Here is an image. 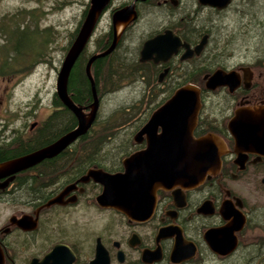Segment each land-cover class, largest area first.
I'll use <instances>...</instances> for the list:
<instances>
[{"label":"flooded vegetation","instance_id":"1","mask_svg":"<svg viewBox=\"0 0 264 264\" xmlns=\"http://www.w3.org/2000/svg\"><path fill=\"white\" fill-rule=\"evenodd\" d=\"M224 2L108 0L80 51L86 54L84 71L88 57L105 49L113 38L112 12L132 3L134 15L107 54L123 56L131 64L132 77L125 84L139 83L143 97L164 101L186 82L198 86L200 107L192 134L210 131L221 139L225 152L218 168L196 183L158 187L152 210L140 218H128L96 201L102 189L99 182L80 178L89 168L122 170V157L144 147L145 139L131 137L134 146L110 170L86 164V146L92 140L80 134L49 157L13 173H1L0 264H233L230 259L235 254H246L251 244L246 228L262 227L264 221V149L249 142L236 148L228 121L238 108L246 111L264 104V0ZM87 7L85 2L82 18ZM103 17L106 23L99 26ZM98 29L95 47L88 50ZM165 30L176 44L174 49L167 53L152 48L140 60L143 42ZM200 40L201 47L194 51ZM216 69L228 73L225 83L208 89L204 76ZM55 109L61 108L52 106L26 129L1 123L3 152L19 141H31L33 146L7 158L1 155L0 162L45 146L75 126L76 117L69 109L67 118L43 124ZM232 237L235 245L228 249ZM58 244L66 249L46 254Z\"/></svg>","mask_w":264,"mask_h":264},{"label":"water","instance_id":"2","mask_svg":"<svg viewBox=\"0 0 264 264\" xmlns=\"http://www.w3.org/2000/svg\"><path fill=\"white\" fill-rule=\"evenodd\" d=\"M224 1L202 0L217 5H223ZM107 2L108 0H88L86 12L56 72L54 93L76 117L75 126L45 146L0 162V175L24 169L43 157L55 154L91 126L99 101L90 73V64L95 58L106 55L113 48L121 28L134 15L132 3L112 12L113 38L110 44L105 49L92 53L84 65V72L89 80L91 101L83 106L76 104L67 92L66 83L71 66L88 40L96 19ZM118 24L121 26L116 30ZM170 38L172 37L169 31L165 30L144 41L139 59H145L148 50L152 48L169 53L176 45L173 39L169 40ZM202 42L203 40H200L194 46V51L201 47ZM185 55L184 52L183 56ZM227 75L228 73L221 69H216L204 76V86L212 89L224 84ZM199 107V88L191 82L177 87L169 97L156 106L132 136L135 141L144 138L145 146L122 157V170L108 172L98 167L89 168L80 178L91 177L102 185L100 193L96 195V201L100 205L117 209L128 218L137 219L152 210L158 187H168L173 183L189 185L200 181L205 173L215 171L225 147L213 132L207 131L198 136L192 134ZM228 126L236 148L249 142L259 149H264V104L246 111L236 109L228 121ZM230 242L228 249L234 247V237ZM60 248L66 249L64 245L58 244L46 254H54Z\"/></svg>","mask_w":264,"mask_h":264},{"label":"trees","instance_id":"3","mask_svg":"<svg viewBox=\"0 0 264 264\" xmlns=\"http://www.w3.org/2000/svg\"><path fill=\"white\" fill-rule=\"evenodd\" d=\"M37 13L38 12H35L34 8L26 7L0 13V78L15 73H23L32 68L36 63L44 61L45 55L47 54V46L53 41L55 34L52 32L50 26L40 25L38 21L39 15ZM79 23L80 21L73 32L70 33L71 38L68 44L75 35ZM31 34H34L37 38L35 40L36 44L33 46L27 44ZM22 38L23 41L20 43ZM85 56L84 50L77 56L70 68L66 83V89L70 98L81 106L91 101L89 80L83 71ZM130 65V63L124 60L123 56H116L115 54L100 56L92 61L90 71L95 84L98 101L101 100V97L104 96L106 92L116 91L117 88L125 85V82L132 77V73L128 70ZM143 95L144 92L142 91L138 99L140 103L137 106L130 104L128 109H125L123 105L119 106L109 112L103 119L97 120V112L96 118L93 120L91 126L80 135V138L88 141L92 140V143H88L86 146L87 157L85 160L87 161V165L95 164L111 170L119 163V158L127 154L130 148L134 146L131 138L132 133L136 130L138 125L142 123L144 118L147 117L146 115L163 100L162 98L156 97H143ZM51 103L53 107L61 109H55V111L50 113L42 121L43 124L56 122L55 120L58 119V117L67 118L68 108L61 103L55 94L52 95ZM140 106H142V108L138 109ZM139 112H142L143 116L136 118L134 115ZM135 118L136 121L132 124V130L126 132L119 128V124H125L127 121H131ZM47 128L50 127L48 126ZM119 131L122 132V137L116 139L118 133L120 134ZM17 137L19 138V136ZM15 142L16 141L9 144ZM32 146L33 143L31 141H19L18 145L15 147H8L6 150L4 149V152L1 148L0 157L2 155V158H7L25 152L31 149ZM95 148L103 150L98 153L92 150ZM113 149H115V151ZM111 153H113L112 159H107L105 155L110 156ZM98 154H102L103 156H97ZM261 243L255 244V251L245 262L244 259L241 261L244 263L240 264H248V260L250 264V258H257L259 259L258 264H264V255H254L260 250L258 247H262L263 244Z\"/></svg>","mask_w":264,"mask_h":264},{"label":"rangeland","instance_id":"4","mask_svg":"<svg viewBox=\"0 0 264 264\" xmlns=\"http://www.w3.org/2000/svg\"><path fill=\"white\" fill-rule=\"evenodd\" d=\"M85 2L87 3L88 0H0V13L14 11L20 7L34 8L35 12H38L40 25L50 26L52 32L55 34L53 41L47 46V54L44 61L36 63L32 68L23 73H15L0 78V124H7L8 128L18 124V126L26 129L34 119L43 118L51 109L53 106L51 98L55 94L54 82L56 72L71 38L70 33L73 32L82 18V8ZM106 20L107 18L103 17L99 26H103ZM221 23L224 27L226 18ZM98 31L99 29L95 31L96 35L93 36L92 45L89 43L87 46L88 50H92L95 47L94 40H96L95 37ZM36 39V36L31 34L27 44L29 46L35 45ZM22 41L23 38L20 40V43ZM127 44L130 47L131 41L127 42ZM139 85V83L125 84L118 90L102 96L98 103L97 120L103 119L109 112L119 106L123 105L125 109H128L130 104L137 106L140 103L138 99L141 96ZM141 108L142 106L138 109ZM134 116L140 118L143 116V113L139 112ZM136 118L127 121L125 124H119V128L126 132L132 130V124L136 121ZM119 132L120 134L118 133L116 139L122 137V132ZM7 133L10 134L11 131L9 130ZM112 154L105 156L110 159ZM261 214L264 216V209L261 210ZM246 234L247 240L251 244L248 246L246 254H241V257H237V254H235L230 259L234 260L233 264L244 263L255 251L254 245L261 242L263 244L262 247H258L260 250L254 255H264V221L262 227L246 228ZM261 237L262 239H260ZM259 240L261 241L256 242ZM235 256L236 259H233ZM243 259L244 262H241ZM250 260V264H258L259 262L257 258H250Z\"/></svg>","mask_w":264,"mask_h":264},{"label":"bare ground","instance_id":"5","mask_svg":"<svg viewBox=\"0 0 264 264\" xmlns=\"http://www.w3.org/2000/svg\"><path fill=\"white\" fill-rule=\"evenodd\" d=\"M120 26H121V24H118V25H117V29H119V28H120Z\"/></svg>","mask_w":264,"mask_h":264}]
</instances>
